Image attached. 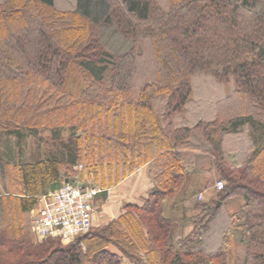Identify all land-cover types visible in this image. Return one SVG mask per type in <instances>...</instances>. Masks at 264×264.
Segmentation results:
<instances>
[{
  "label": "trees",
  "instance_id": "1",
  "mask_svg": "<svg viewBox=\"0 0 264 264\" xmlns=\"http://www.w3.org/2000/svg\"><path fill=\"white\" fill-rule=\"evenodd\" d=\"M197 72L224 85L195 114ZM240 134L244 161L222 163L233 159L226 139ZM9 136L17 148L0 147V184L10 174L18 186L0 192V264H264V0L0 2V137ZM196 152L224 189L174 220L163 205L176 206L198 171ZM79 164L103 188L146 165L154 187L69 243L33 240L36 198L25 194L57 187ZM174 222L188 231L175 234Z\"/></svg>",
  "mask_w": 264,
  "mask_h": 264
},
{
  "label": "rangeland",
  "instance_id": "2",
  "mask_svg": "<svg viewBox=\"0 0 264 264\" xmlns=\"http://www.w3.org/2000/svg\"><path fill=\"white\" fill-rule=\"evenodd\" d=\"M157 1L162 4L166 2V0H157ZM0 2H5V0H0ZM73 3H74V0H55V4L57 8H68L72 6ZM221 82L224 83V81L222 80ZM191 83H192V88H193V94H192L193 103L189 104L187 106V109L194 112L195 114L197 113L198 110L202 108L211 107V103L214 102L217 96L222 94L221 93L222 90L220 88L224 85V84L222 85V83L217 85L210 76H208L207 74L201 73V72H197L192 75ZM161 101H162L161 97H157L155 98L154 103L155 105L160 106L162 104ZM187 117H188V114H187ZM91 120H93V118H91ZM67 132L68 131H65L64 135H67ZM43 135L48 136V131H45ZM15 141L16 140L13 136L0 137V142H1L0 147L3 149L5 146L9 149L10 148L14 149L15 147L17 148V144H15ZM23 145L26 146L23 149L25 150L27 158L28 157L29 159L36 158V143L34 139L29 138V137L26 138ZM224 146H225V150L227 151V153L233 156V159H227V158H225V160L220 159L221 162L227 165L228 164L241 165V163L244 161V156H245L244 151L248 147V141H247V138L245 137V134H240L237 136H229L226 139ZM195 155H196V160H197L195 165L198 171L190 173L189 176L185 178L182 190L179 192L177 200H176L177 201L176 206L168 202H165V204L163 205L164 214L169 215L174 220L178 219V217H180L183 211L187 212V214H190L193 211L192 202L195 201V199L201 200L205 197L204 193L202 192V189L204 186H207L208 190L211 191L209 194L206 195L207 197L211 195V193L212 195L215 196V194L218 192L215 190V187H214L215 182L218 180H222V179H216V178H219L218 176L220 173L217 170L216 165H213V161L211 158H209L208 155L204 154L203 152H199V153L196 152ZM10 156H13V155H10ZM77 166H78L77 169L79 170L84 169L82 164H79ZM9 175H8V187L7 188L1 187L2 185L0 184L1 193H6L8 191L15 192L17 184L15 185L13 183L15 185V188L10 189L12 187L11 185L13 184L11 181L12 179ZM91 178H92V175L90 176V179ZM189 178H191L192 181H190L191 179ZM188 185H190V188L187 189ZM98 187L101 188L100 186ZM185 189H187L186 192H185ZM232 204H235V203L232 202ZM95 205L97 206L96 201H95ZM225 205L228 206V203L226 202ZM229 205H231L230 202H229ZM93 207H94V202H93ZM93 211L95 212V207L93 208ZM35 214L36 213L28 215V218L30 220V225H31L32 219L35 216ZM92 223H93L92 228H95L93 220H92ZM174 223H175V226H174L175 234L176 233L180 234L184 231L185 232L188 231L187 226H181V224H176V222ZM216 223L217 224H214V229L218 226V224H221V220L219 222L217 220ZM218 233H220V230L218 229L213 230L212 228H210V230H208L207 234L209 237L207 238H209L211 243L213 239L218 236ZM32 236H33V240L37 242L40 241L38 240V237L34 234L33 231H32ZM240 257L241 256H239V258Z\"/></svg>",
  "mask_w": 264,
  "mask_h": 264
},
{
  "label": "built area",
  "instance_id": "3",
  "mask_svg": "<svg viewBox=\"0 0 264 264\" xmlns=\"http://www.w3.org/2000/svg\"><path fill=\"white\" fill-rule=\"evenodd\" d=\"M215 190L224 189V181L215 182ZM101 188L74 185L67 179L58 190L44 194L31 222L38 240L59 239L66 244L87 234L92 226L93 202Z\"/></svg>",
  "mask_w": 264,
  "mask_h": 264
},
{
  "label": "crops",
  "instance_id": "4",
  "mask_svg": "<svg viewBox=\"0 0 264 264\" xmlns=\"http://www.w3.org/2000/svg\"><path fill=\"white\" fill-rule=\"evenodd\" d=\"M77 168L78 166L74 167V170L77 171V174H75L74 176L65 175L57 187L47 189L44 192H41L37 188L32 194H25L26 197L36 198V205L34 206L33 209L29 211L28 215L37 212L40 204L41 196L49 192L58 190L64 181H66L67 179H71L74 180L75 182H81L85 186L93 185L96 187L98 186L101 187V191L96 195L94 199L95 212L93 211L92 214V220L94 222V226L101 227L106 225L112 219H116L120 214H122L125 205H137V206L142 205L143 200L148 196V194L154 187L153 182L149 177L146 165H143L135 169L132 173L128 174L118 183L108 188H103L101 185H98V183L94 182L92 178L90 179L91 176L90 174H88L87 172L81 174L80 172L82 171ZM190 181H192V179ZM188 188H190V185L187 186V189ZM187 189H185V192ZM202 192L206 196L211 191L208 190L207 186H204ZM95 201L97 206L95 205ZM121 264H131V263L129 262L128 259L122 258Z\"/></svg>",
  "mask_w": 264,
  "mask_h": 264
},
{
  "label": "water",
  "instance_id": "5",
  "mask_svg": "<svg viewBox=\"0 0 264 264\" xmlns=\"http://www.w3.org/2000/svg\"><path fill=\"white\" fill-rule=\"evenodd\" d=\"M73 184L74 185H78V186H82L83 185V183H81V182H75V181H73ZM217 205H219V202L217 203Z\"/></svg>",
  "mask_w": 264,
  "mask_h": 264
}]
</instances>
